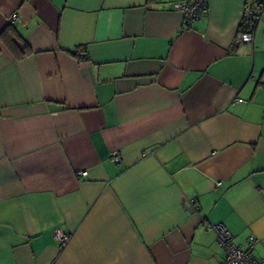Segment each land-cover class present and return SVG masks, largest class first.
I'll return each mask as SVG.
<instances>
[{
    "label": "crops",
    "instance_id": "0c3cea01",
    "mask_svg": "<svg viewBox=\"0 0 264 264\" xmlns=\"http://www.w3.org/2000/svg\"><path fill=\"white\" fill-rule=\"evenodd\" d=\"M173 1L0 0V264H226L208 224L264 257L260 0Z\"/></svg>",
    "mask_w": 264,
    "mask_h": 264
},
{
    "label": "built area",
    "instance_id": "2783aa9c",
    "mask_svg": "<svg viewBox=\"0 0 264 264\" xmlns=\"http://www.w3.org/2000/svg\"><path fill=\"white\" fill-rule=\"evenodd\" d=\"M207 1L208 0L173 1L170 3V7L173 11L182 14L186 24L191 25L193 21L198 19L206 11ZM262 11H264V2L260 3L257 7V12H259V14ZM255 17V19L258 20L259 15ZM18 18V13L14 11L7 16V22L15 25ZM252 41L253 32L251 29L242 30L237 33V44L243 45L245 43H251ZM111 159L118 162L120 160V153L114 151L111 155ZM77 174L78 177L86 176L87 171L83 170ZM218 185L219 182L215 183V186ZM206 229L215 232L217 243L224 252V262L226 264H264V257L258 258L254 255V247L258 242L255 236H248L246 244L243 245L235 242L233 233L223 224H208L206 225ZM54 236L61 245H64L69 240V235L61 230H57Z\"/></svg>",
    "mask_w": 264,
    "mask_h": 264
},
{
    "label": "trees",
    "instance_id": "16d2710c",
    "mask_svg": "<svg viewBox=\"0 0 264 264\" xmlns=\"http://www.w3.org/2000/svg\"><path fill=\"white\" fill-rule=\"evenodd\" d=\"M262 2H264V0H260L258 2V4L256 5L255 14H254L253 18H256L255 16H257V15H259V17H260V14L262 12L259 14V12H257L256 9H257L258 5ZM259 17H258V19H259ZM13 26H14L13 24L8 23L5 26V28L1 31L0 37L2 38L5 46H7L11 51H13L15 54H17L18 57H23V56L27 55L30 52V50L28 48L27 43H25V41L23 39L20 41L17 40V38H16L17 33H16V30ZM242 30H240V31H242ZM244 30H246V29H244ZM72 54L74 56H77V58H79V59H81V58L86 59L87 58L86 54H84L82 57L80 55H78L76 52H72Z\"/></svg>",
    "mask_w": 264,
    "mask_h": 264
},
{
    "label": "rangeland",
    "instance_id": "374dc122",
    "mask_svg": "<svg viewBox=\"0 0 264 264\" xmlns=\"http://www.w3.org/2000/svg\"><path fill=\"white\" fill-rule=\"evenodd\" d=\"M257 10V9H256ZM258 14V13H257ZM260 18L262 19V20H264V12H262L261 14H260ZM253 20H255V18H253Z\"/></svg>",
    "mask_w": 264,
    "mask_h": 264
}]
</instances>
